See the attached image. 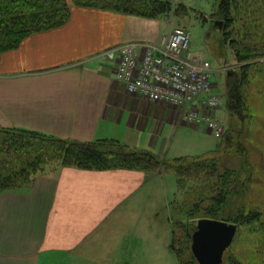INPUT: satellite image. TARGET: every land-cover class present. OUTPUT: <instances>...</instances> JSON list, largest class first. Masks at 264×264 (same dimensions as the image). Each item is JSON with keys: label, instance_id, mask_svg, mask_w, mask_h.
Instances as JSON below:
<instances>
[{"label": "crops", "instance_id": "obj_1", "mask_svg": "<svg viewBox=\"0 0 264 264\" xmlns=\"http://www.w3.org/2000/svg\"><path fill=\"white\" fill-rule=\"evenodd\" d=\"M169 31L163 18L73 5L64 26L2 54L0 127L117 140L166 159L182 157L170 158L174 137L191 136L198 144L181 155L205 153L215 133L184 121L178 106L129 93L105 56L128 42L157 43ZM167 174L65 166L0 193V264H144L142 254L152 255L147 264H175L172 217L170 240L159 227L162 214L171 216L169 198L160 199Z\"/></svg>", "mask_w": 264, "mask_h": 264}, {"label": "trees", "instance_id": "obj_2", "mask_svg": "<svg viewBox=\"0 0 264 264\" xmlns=\"http://www.w3.org/2000/svg\"><path fill=\"white\" fill-rule=\"evenodd\" d=\"M246 1L251 0L218 1L214 15L224 21L225 29L236 28V11ZM73 3L75 6L146 18H159L172 9L165 0H73ZM256 4L264 8V0H256ZM71 7L67 0H0V59L4 52L16 49L32 34L65 25L71 18ZM249 52L254 54L259 51ZM255 56L258 55H244L243 58L252 59ZM262 73L263 77L264 72L261 71L260 75ZM249 82L252 83L251 80ZM244 83L242 79L241 82L228 84L226 107L230 119L237 117L246 121L250 117L246 113L247 100L244 95L248 86ZM239 138V133L236 134L230 126L213 151L198 156L166 159L158 153L138 150L117 140L79 142L26 129L0 127V193L30 185L51 164H56L58 168H125L147 172H157L163 168L165 172H174L178 181V194L170 207L173 215L172 248L181 264H198L192 252L195 231L188 224L196 218L220 219L244 226L260 237L255 240L258 248L251 246L249 250L259 261H255V264H264V235L260 233L262 231L264 234V212L257 209L260 207L258 204L248 202L250 186L256 183L254 175L246 172L251 165L244 156H241L240 166L232 163L233 160L228 162L233 167L221 162L225 153L237 157L240 153L238 150L245 153L248 148L239 142ZM179 194L185 196L183 202L177 200ZM175 216H178L177 220ZM178 230L183 232L180 238ZM177 241L181 250L177 248ZM187 252H191L189 260L185 258ZM235 261V264L241 262L238 257Z\"/></svg>", "mask_w": 264, "mask_h": 264}, {"label": "rangeland", "instance_id": "obj_3", "mask_svg": "<svg viewBox=\"0 0 264 264\" xmlns=\"http://www.w3.org/2000/svg\"><path fill=\"white\" fill-rule=\"evenodd\" d=\"M67 1L71 6L74 5L73 0ZM165 1L171 4L172 9L159 18H163L165 21L166 30L170 29L171 31L175 28L182 27L191 31L192 50L202 58L211 62L214 71L212 77V81L215 84L214 90L221 95L223 99V105L220 110L217 111L216 118L225 126L224 133L226 129L232 126L236 134L239 133L240 135L239 142H242V145L248 148L246 149L245 147V153L238 150V152H240L238 157L232 153L223 154L221 162L223 165H228V167H233L231 165L232 163L240 166L242 163L241 156L246 157L251 165L248 166L246 172L253 174V180L254 182L256 181V183H252L250 186L251 193L248 195V202L258 204L257 206L260 207L257 209L264 212V76L262 77L263 73L260 75L261 71L264 72V8L260 7V5H255L256 0L243 2L236 11L238 18L235 26L236 28L231 29L230 27V29H225L224 21L216 18L214 15L219 0ZM218 22H223L222 27L217 25ZM249 50L259 52L253 54L250 53ZM244 55L258 56L252 57V59L246 57L247 59H245L243 58ZM242 79H244V84L248 86V90L244 92V95L247 100V106H245L247 110L246 113L249 114L250 117L246 121L237 117L235 119H230L226 107L229 89L228 84H232L234 81L241 82ZM250 80L252 81L251 84L249 82ZM203 129L207 131L205 127H203ZM173 142L174 145L172 146L173 149L170 153V158H173L171 156L207 154L209 153V149H216L217 144L220 142V138L212 134L211 137L206 139V143L210 144L211 147L208 148V150L202 151L205 153L193 155L192 153H189L191 155L181 154L184 150L196 147L199 142L198 139L191 138V136L182 138L179 135L174 137ZM178 148H181V150L178 151ZM229 160H233V162L228 163ZM57 168L58 166L56 164H51L45 168V171L39 173L38 176L45 174L50 175L54 170H57ZM159 171L164 170L162 168ZM165 181L167 184V195L165 193L164 196H160V199L161 197L166 200L169 198L167 202L170 204L178 194L176 174L172 171L168 172ZM31 184L23 188L8 191L23 190L30 187ZM183 199H185V196L183 195L182 197V195L179 194L177 200L183 202ZM199 216H202V214ZM169 217L173 218L172 212L171 216H164L162 214L159 220L160 230L164 231L166 229V231H169L168 240H170L172 225L167 223ZM175 218L177 220L178 216H175ZM184 221L187 222L186 219H184ZM198 221L199 219L196 218L188 222V224L190 223L192 225L194 231L197 229ZM238 226V233L233 244L224 255V264H235L237 257L241 261L240 264H255V261L259 263L249 249L251 246L252 248H258V244L255 245V240L260 237L250 233V231L241 224H238ZM256 230H258V228H256ZM178 231V236L180 238L183 232L181 230ZM260 233L264 235L262 231ZM178 242L179 241H177V248L181 250V245H178ZM171 253L172 252H170V254ZM142 256L145 261L144 264H147L146 260L152 255L142 254ZM174 257L175 264H181L176 253ZM190 257L191 252H187L185 258L189 260Z\"/></svg>", "mask_w": 264, "mask_h": 264}, {"label": "built area", "instance_id": "obj_4", "mask_svg": "<svg viewBox=\"0 0 264 264\" xmlns=\"http://www.w3.org/2000/svg\"><path fill=\"white\" fill-rule=\"evenodd\" d=\"M191 31L178 27L157 43L128 42L105 52L116 63V80L128 92L181 108L184 121L204 124L217 136L225 126L216 118L223 105L215 92L209 60L191 47Z\"/></svg>", "mask_w": 264, "mask_h": 264}, {"label": "water", "instance_id": "obj_5", "mask_svg": "<svg viewBox=\"0 0 264 264\" xmlns=\"http://www.w3.org/2000/svg\"><path fill=\"white\" fill-rule=\"evenodd\" d=\"M223 22H218L220 26ZM238 224L220 219L198 221L192 237V252L199 264H224V254L233 244Z\"/></svg>", "mask_w": 264, "mask_h": 264}]
</instances>
